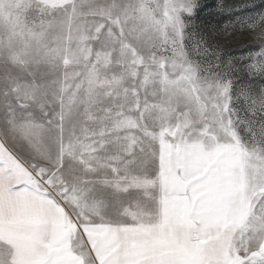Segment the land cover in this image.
I'll use <instances>...</instances> for the list:
<instances>
[{
  "label": "rangeland",
  "instance_id": "374dc122",
  "mask_svg": "<svg viewBox=\"0 0 264 264\" xmlns=\"http://www.w3.org/2000/svg\"><path fill=\"white\" fill-rule=\"evenodd\" d=\"M200 2L185 29L183 0H0V121L18 119L38 145L40 125L53 128L60 162L48 183L64 185L84 220L104 217L81 224L47 199L30 179L39 162L0 134L11 149L0 145L10 264H93L81 228L99 264H241L240 243L264 218V112L235 96L259 93L264 76L228 62H254L260 45L245 25L264 19V0ZM225 74L230 115L217 106ZM186 146L208 167L182 173ZM209 169L213 181L193 193ZM117 176L135 177L133 190ZM101 192L118 193L107 211Z\"/></svg>",
  "mask_w": 264,
  "mask_h": 264
},
{
  "label": "snow or ice",
  "instance_id": "6c2138e0",
  "mask_svg": "<svg viewBox=\"0 0 264 264\" xmlns=\"http://www.w3.org/2000/svg\"><path fill=\"white\" fill-rule=\"evenodd\" d=\"M203 7H210V5H204ZM197 9L202 10L201 2L200 0H183V10L180 12L179 16L177 17L178 23L183 27L187 28L189 25V22L193 21L196 17ZM246 28L250 29L251 34L254 37V40L256 43L260 45V51L257 53H253L254 56V62L250 65H241L240 68H237L236 65L229 60L228 67L233 71H248L252 75L259 74L261 76H264V19H260L258 23H253L252 25H245ZM217 60H219V54L217 53ZM217 68L221 67L219 63L216 65ZM217 88L220 90V95L222 96V102H218V107L223 112L224 110H227L229 115L232 112V102H233V89H234V82L232 81L231 77H229L227 74L224 75L223 81L220 85L217 86ZM18 95V94H17ZM243 98L246 102L250 110L253 112H264V89H261L259 93H256L255 95L251 91V89L248 88H242L239 95L235 96L236 100H240ZM25 125H19L18 131L22 136L25 135ZM261 142H264V125H262L261 128ZM0 145H3V147L11 152V149L8 148L7 143L4 140H0ZM37 149H39L41 146L36 144L35 145ZM13 155H15L13 153ZM0 163H3V161H0ZM208 167L207 161H200L195 164V172L198 170H203ZM194 172V174H195ZM216 171L213 169H209L207 174L203 177V179L199 182L197 185L200 188L203 186H206L207 184L211 183L216 176ZM193 175V174H189ZM261 176L264 177V172L261 173ZM0 178L8 179L9 178V168L8 165L5 164L3 168H0ZM133 183L129 182L124 177L117 176L115 180L116 187L119 189L121 185L123 184L126 187V190L128 192H131L133 190ZM260 186H264V181L261 182ZM192 192L195 193L196 190H193ZM103 204V201L100 202ZM117 210L118 209H115ZM97 217H99L98 220L92 221L93 223H104V217L100 214V212H97ZM87 221L84 220V218H81V224L86 223ZM247 229H241V236L243 237L246 233ZM81 235V245L87 246L89 254L93 257V264H99L97 260L94 259L95 257V251L91 247V242L88 241L87 235L83 232V229L81 228L80 231ZM248 243H245L242 239V242L239 246V251L243 252L244 259L241 261V264H264V218L260 221V226L253 228L252 235L247 238ZM215 247V246H213ZM233 248H235V245H232ZM10 251H3L0 252V264H10ZM55 258L53 257V261ZM50 264H52V261H50ZM117 264H124L123 261H118Z\"/></svg>",
  "mask_w": 264,
  "mask_h": 264
},
{
  "label": "clouds",
  "instance_id": "9594fccd",
  "mask_svg": "<svg viewBox=\"0 0 264 264\" xmlns=\"http://www.w3.org/2000/svg\"><path fill=\"white\" fill-rule=\"evenodd\" d=\"M20 124L21 122L18 119L14 118L0 121V134L4 135L6 138L11 137L18 144L23 145L32 159L39 162L38 164H33L31 166L32 169H34V176L30 179H33L35 182H39L40 188L43 189V194L47 197V199L55 200L57 203H60L63 207H65V210L68 211L70 215H76L80 218H84L85 216H87L88 213L84 211L83 207L79 204L77 199L70 192L64 191V185L62 183L58 184L55 180H53L52 184L48 183V180L53 179V176H55V173L52 170L56 168L60 162L59 154L56 148L54 129L51 127H45L44 125H40L39 140L41 147L37 149L34 139H25L20 134V132L18 131V126ZM204 143L208 142L204 141ZM190 152L191 148L186 146L184 155L185 159L189 160L190 163L182 170V173L186 172L188 174H194L195 172L196 163L195 161L191 160V157L189 156ZM49 173H52V175H49ZM132 179L133 182H135V177H133ZM192 188L196 191L199 190V187L197 185H193ZM128 194L131 195V193ZM115 195H118V193H98L99 198L105 202V207L102 209L103 211L108 210V205L111 203V197ZM248 195L250 197H255L257 195L256 188L251 187L248 190ZM97 212L98 211L93 210V219L87 222L94 221L95 216H97Z\"/></svg>",
  "mask_w": 264,
  "mask_h": 264
}]
</instances>
